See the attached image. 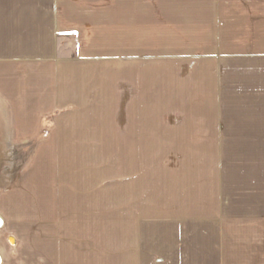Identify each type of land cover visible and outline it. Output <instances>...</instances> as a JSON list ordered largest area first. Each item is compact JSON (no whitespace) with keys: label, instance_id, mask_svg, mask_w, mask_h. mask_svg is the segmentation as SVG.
Returning a JSON list of instances; mask_svg holds the SVG:
<instances>
[{"label":"crops","instance_id":"crops-1","mask_svg":"<svg viewBox=\"0 0 264 264\" xmlns=\"http://www.w3.org/2000/svg\"><path fill=\"white\" fill-rule=\"evenodd\" d=\"M209 5L207 32L168 43L161 20L103 32V0H0L2 264H28V238L31 264H263L232 228L264 229L263 189L237 181L264 178V0ZM71 34L78 59H61ZM103 149L214 151L124 166L127 221L117 200L105 223L103 168L71 158Z\"/></svg>","mask_w":264,"mask_h":264},{"label":"rangeland","instance_id":"rangeland-1","mask_svg":"<svg viewBox=\"0 0 264 264\" xmlns=\"http://www.w3.org/2000/svg\"><path fill=\"white\" fill-rule=\"evenodd\" d=\"M101 1V0H98ZM154 1V0H152ZM158 3H155L154 5H144L141 2L142 0H103V10L101 12H98L100 14V19H102L101 24L98 27H101L103 32L110 31L111 30V24H116L115 18L117 17L118 22V28L119 29H128V18L133 19L131 20L132 25H145L148 22L155 23L157 22L159 25V22L166 21L167 26L165 27L167 37L166 39L169 41H175V33L180 32L182 30L187 29H196L201 32H207L209 30V12L211 10V7L209 5L210 0H156ZM79 13V12H77ZM135 15H134V14ZM83 14V13H82ZM113 16V17H112ZM112 17V18H111ZM135 18V19H134ZM206 22V23H204ZM104 26H103V24ZM179 25V26H178ZM181 26V29H180ZM115 30V29H114ZM187 38V37H186ZM262 42L264 43V35L261 38ZM108 41L104 42L105 45ZM59 53L58 56L61 59H78L77 55V45H78V39L75 34L71 35H65L60 38L59 42ZM46 131V130H45ZM48 132L41 133V137L37 139V143H41L43 140H46L48 137ZM40 149H37V152H39ZM36 152L35 150H30L28 153ZM83 153H81V152ZM214 149H205V150H191V149H167V150H143V149H136L131 150L130 155H127V150H114V149H103V150H79L78 154L80 155H72V164H74V160L78 159L80 156L83 160L86 161V157H88L90 168L91 169H97L99 172V169L102 170L103 168V179H104V187H105V194H104V212H105V223L106 219H115L116 213H111V206H115V202L117 200L120 201V218L119 220L121 223L126 222V214L127 211L124 213V207L122 205L126 206L127 198L122 196V192L124 195H126V187H127V181H125L123 178L127 175L126 167L129 166H137L138 162L143 163L146 156V152H149L152 157H157L156 162H159L161 170L167 174L166 171H168L171 167L168 164L169 161L175 162H185L188 160L187 163H191L190 158L192 155L195 154H201L200 158H204L205 162H207L208 158L210 156H213ZM262 150H258L257 152H260L261 154ZM75 152V151H74ZM256 152V151H255ZM251 153L253 157V164L256 161V153ZM27 155V152L25 151L22 156ZM203 155L205 157H203ZM264 157V154H263ZM118 158L120 160L119 169L117 168V165L115 163L118 161ZM122 158V159H121ZM169 160V161H168ZM98 161V162H97ZM163 164H162V162ZM260 161H261V155H260ZM12 163V162H11ZM114 163V164H113ZM153 161V167H155ZM184 163V164H185ZM13 165L16 168V162L12 163L11 167ZM126 166V167H124ZM177 166V165H176ZM180 166V165H178ZM102 167V168H101ZM142 167V166H140ZM138 168V166H137ZM186 168H192V165L186 166ZM142 171V168H139ZM137 169V170H139ZM125 170V175H124ZM191 169L188 173H191ZM238 183L242 181L241 183L245 186V190L250 192L251 190L255 189L256 183L258 184V187H261L263 189L262 194L264 193V178L263 180H259L258 182H255V180H251L250 182L243 181V180H237ZM113 189L114 196L111 195L110 191L109 193H106V190ZM249 188V189H248ZM179 189V188H178ZM119 196L116 194L118 191ZM184 191L182 189H179V192ZM244 191V190H243ZM153 192V191H152ZM167 192L166 190L164 191ZM191 193V190L189 191ZM174 193V192H173ZM114 197V199L111 201V198ZM155 196H153L154 198ZM159 197V196H158ZM170 197V196H168ZM140 197H137V200H139ZM151 200L152 209L154 207L160 208L159 198H157V202L154 200ZM245 197L243 198V203H245ZM113 204V205H112ZM252 205V204H251ZM246 204L248 208H251L252 206ZM263 205V204H262ZM138 206V205H137ZM241 215L245 214L242 210ZM246 215V214H245ZM244 216V215H243ZM249 216V214H248ZM264 216V213L262 217ZM154 219V215L152 216ZM157 220V219H156ZM264 220V218H263ZM106 226V225H105ZM125 228L127 227V224H124ZM246 226H249V224L239 226H234L232 228V231L234 236L238 237L239 235L242 236L243 243H246L243 245V248L245 250H248L250 252H256L255 255L259 256L262 254V257L264 258V233L262 234V231L264 232V229L261 230L260 228H247ZM255 228V229H254ZM106 232V229H105ZM126 232V230H125ZM238 233V235H237ZM110 234V233H109ZM252 235V236H251ZM254 236V237H253ZM253 238V239H250ZM28 241L26 242L23 240V245H27L26 253L28 255L29 261L28 264H31L33 261H35V258L37 257V253L33 251L32 245H31V239L28 238ZM110 243V242H109ZM35 249L38 250V248ZM105 247L108 250H111V247L109 246L108 242L105 245ZM40 249V248H39ZM23 250L25 248L23 247ZM106 250V249H105ZM20 256L22 254L20 253ZM264 264V259H263ZM35 263V262H34ZM33 263V264H34ZM39 264H46L44 262H39ZM105 264H107L105 262Z\"/></svg>","mask_w":264,"mask_h":264},{"label":"water","instance_id":"water-1","mask_svg":"<svg viewBox=\"0 0 264 264\" xmlns=\"http://www.w3.org/2000/svg\"><path fill=\"white\" fill-rule=\"evenodd\" d=\"M3 227V220L0 218V229ZM0 264H2V258L0 255Z\"/></svg>","mask_w":264,"mask_h":264}]
</instances>
